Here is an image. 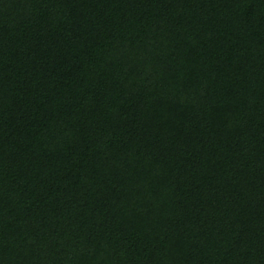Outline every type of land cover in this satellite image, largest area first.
<instances>
[{
	"label": "trees",
	"instance_id": "1",
	"mask_svg": "<svg viewBox=\"0 0 264 264\" xmlns=\"http://www.w3.org/2000/svg\"><path fill=\"white\" fill-rule=\"evenodd\" d=\"M0 264H264V0H0Z\"/></svg>",
	"mask_w": 264,
	"mask_h": 264
}]
</instances>
